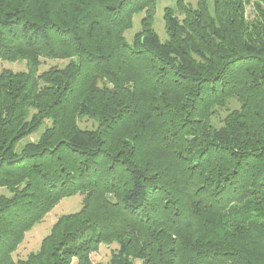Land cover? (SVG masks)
Masks as SVG:
<instances>
[{"label":"trees","instance_id":"16d2710c","mask_svg":"<svg viewBox=\"0 0 264 264\" xmlns=\"http://www.w3.org/2000/svg\"><path fill=\"white\" fill-rule=\"evenodd\" d=\"M155 1L0 0V264H264V0Z\"/></svg>","mask_w":264,"mask_h":264},{"label":"rangeland","instance_id":"374dc122","mask_svg":"<svg viewBox=\"0 0 264 264\" xmlns=\"http://www.w3.org/2000/svg\"><path fill=\"white\" fill-rule=\"evenodd\" d=\"M184 3L189 4L192 8H195L197 5V0H183ZM178 0H156L153 10V30L158 36L161 42L167 40V35L164 27V9H176ZM250 4L245 5V16L248 21L253 19L254 9ZM209 8H212V0H208ZM144 16V13H138L133 16L132 25L124 33L125 41L128 45L132 44L134 35L139 33L141 30L140 21ZM67 61L65 60H42V63L39 68V72L45 71L50 67H64ZM2 70H8L14 73L26 72V63L25 61H16L9 62L0 60V72ZM235 103H233L232 108H235ZM223 116V115H222ZM216 126L220 125V120L213 121ZM79 126L84 128H91V123L88 120H82L79 123ZM38 134L31 136L30 138L24 141H34L37 138ZM0 194H7L5 190H0ZM82 196L79 194L72 197L64 198L59 201V203L41 220L40 223L36 224L28 233L25 234L23 242L17 248V251L14 253V260L24 259L31 252H35L39 248L41 240L50 232V229L54 222L62 215H67L77 212L81 207ZM116 249L115 245L106 246L100 245L96 253L91 255V261L94 263H106L108 262L111 251ZM71 264H76V260H72ZM134 264H140L139 261H135Z\"/></svg>","mask_w":264,"mask_h":264}]
</instances>
